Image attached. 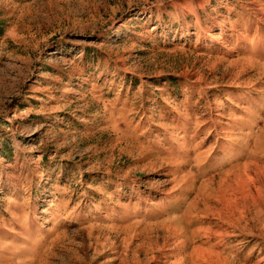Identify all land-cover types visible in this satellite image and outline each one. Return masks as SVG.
I'll return each mask as SVG.
<instances>
[{
    "label": "rangeland",
    "instance_id": "374dc122",
    "mask_svg": "<svg viewBox=\"0 0 264 264\" xmlns=\"http://www.w3.org/2000/svg\"><path fill=\"white\" fill-rule=\"evenodd\" d=\"M0 264H264V0H0Z\"/></svg>",
    "mask_w": 264,
    "mask_h": 264
}]
</instances>
